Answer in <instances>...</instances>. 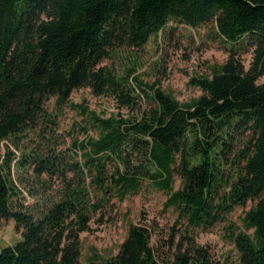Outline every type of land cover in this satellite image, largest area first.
Segmentation results:
<instances>
[{"label":"trees","instance_id":"obj_1","mask_svg":"<svg viewBox=\"0 0 264 264\" xmlns=\"http://www.w3.org/2000/svg\"><path fill=\"white\" fill-rule=\"evenodd\" d=\"M173 22L210 26L230 48L223 64L192 77L202 92L185 103L140 80L135 69L120 73L105 64L122 49L142 48ZM250 50L246 67L240 55ZM263 77L264 0H0V224L14 219L23 236L0 249V264H83L80 234L105 214L108 194L123 200L140 188L143 172L130 171L127 159L138 147L155 168L158 188L170 192L165 206L191 231L252 203L231 228V240L241 264H264ZM83 87L134 115L93 116L98 137L72 143L74 153L82 150L79 161L49 145L57 116L47 101L63 107ZM28 133L41 141L16 161L25 171L19 179L32 195L39 194L37 185L55 190L40 215L13 203L22 190L11 147L20 148ZM106 160L129 169L108 175ZM175 174L182 183L177 190ZM151 236L147 226L133 225L115 256L88 264H209L208 249L193 240L163 260Z\"/></svg>","mask_w":264,"mask_h":264},{"label":"rangeland","instance_id":"obj_2","mask_svg":"<svg viewBox=\"0 0 264 264\" xmlns=\"http://www.w3.org/2000/svg\"><path fill=\"white\" fill-rule=\"evenodd\" d=\"M229 49V45L215 37L210 26L192 27L173 22L153 35L142 48L122 49L107 59L105 64L120 73L135 69V74L140 80L150 84L157 83L167 93L185 103L200 96L202 92L191 83L192 77L208 74L212 66L223 64L229 57ZM251 52L244 51L240 55L246 67H249L252 60ZM263 80L264 77L261 81ZM137 93H141V97L145 95L141 89ZM47 106L50 112L57 116V125H50L48 128L46 137L49 145L72 154V143L75 140H84L87 144L89 138L98 137L93 116L120 118L134 115L130 109L119 106L111 96L94 95L88 87L74 90L69 102L63 107L56 106L55 98L47 101ZM52 127L54 131L51 130ZM39 141L41 140L35 133H28L19 140L20 148L11 147L16 153L13 176L22 190L21 194L13 199V203L35 215H40L51 205L55 190L42 189L37 185L39 194L32 195L19 179L25 177V171L17 168L15 163L22 153L36 149ZM138 149L139 147L127 159L132 165L130 171L137 169L143 172V175H140V188L135 193H128L123 200L114 192L108 194L110 202L105 214L101 215L100 212L95 215L90 222V229L80 234L82 263L103 261L115 256L131 226L142 224L151 231V243L163 260L175 254L178 248L187 247L189 240H193L208 249L209 264H241L239 253L231 240V228L241 225V219L252 203L246 207L237 206L225 220L207 230L191 231V228L187 229L186 222L178 218V213L173 208L165 206L170 192L158 188L152 178L154 166ZM81 155L82 150L74 153L72 158L80 161ZM105 162L108 175L117 177L129 169L121 162ZM116 165L120 169L117 172ZM25 170L29 171V167ZM30 181L32 182V179ZM173 187L174 190L182 187L181 178L177 174L173 178ZM22 238V234L15 228L14 219L0 224V249L14 246Z\"/></svg>","mask_w":264,"mask_h":264}]
</instances>
